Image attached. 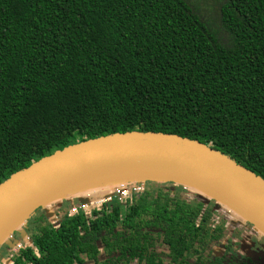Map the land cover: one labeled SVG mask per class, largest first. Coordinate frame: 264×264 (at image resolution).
Listing matches in <instances>:
<instances>
[{"label": "trees", "instance_id": "1", "mask_svg": "<svg viewBox=\"0 0 264 264\" xmlns=\"http://www.w3.org/2000/svg\"><path fill=\"white\" fill-rule=\"evenodd\" d=\"M131 132L196 141L264 179V0H0V186ZM144 184L124 206L31 212L0 264H264L217 198Z\"/></svg>", "mask_w": 264, "mask_h": 264}, {"label": "water", "instance_id": "2", "mask_svg": "<svg viewBox=\"0 0 264 264\" xmlns=\"http://www.w3.org/2000/svg\"><path fill=\"white\" fill-rule=\"evenodd\" d=\"M138 166L176 167L205 176L264 217L262 177L196 141L166 134L131 132L88 140L41 159L14 175L0 186V224L40 196L54 192L42 205L50 198L69 194V190L82 184L102 182L104 179H95V175L103 171ZM147 180L152 179L126 177L120 183H145ZM67 184L72 186L57 191ZM40 205L26 211L22 218L28 219Z\"/></svg>", "mask_w": 264, "mask_h": 264}, {"label": "bare ground", "instance_id": "3", "mask_svg": "<svg viewBox=\"0 0 264 264\" xmlns=\"http://www.w3.org/2000/svg\"><path fill=\"white\" fill-rule=\"evenodd\" d=\"M95 177H96L95 179L99 177L103 178L104 179L103 181L107 180V181H116V182L126 177H132L139 180L152 179L156 181L175 182L180 186H186L193 191L199 192L203 196L217 198L223 205L227 207H231L235 211L240 212L244 217H246L249 221L254 223L257 226V228L264 233V217H262L254 209H252L248 204L240 200L234 194H232L231 192H229L228 190H226L216 182L212 181L211 179H208L205 176H202L200 174L185 169L176 168V167L138 166V167L117 169L115 171L114 170L103 171L95 175ZM71 186L72 185L67 184L61 187L60 189H58L57 191L68 189ZM53 193L54 192L38 197L34 201L27 203L21 209H19L14 214H12L9 218H7L4 222H2V224H0V235L3 234V232H4L3 235L8 233L10 229H8L7 231H5V229L9 225H12L15 221L20 219V221L16 223V225H20V223L22 224L23 221L25 220L24 218H22L24 217L25 212L40 205L42 202L48 199L50 195H52ZM2 236H0V238Z\"/></svg>", "mask_w": 264, "mask_h": 264}, {"label": "rangeland", "instance_id": "4", "mask_svg": "<svg viewBox=\"0 0 264 264\" xmlns=\"http://www.w3.org/2000/svg\"><path fill=\"white\" fill-rule=\"evenodd\" d=\"M102 182H103V180H102ZM102 182L101 181H99V182L91 181L87 184L85 183V185L82 184L81 186H78L76 188H72L71 190L68 191V193H69L68 195L67 194H60V197L55 196L56 198H54V199L50 198L51 200H48L45 204L40 205L39 208H43L47 212L49 219L51 221L53 220L54 222H56L55 220H57V219L55 218L54 213H55L58 206L61 207L62 205H64L65 202H69L71 204V207L78 206L79 200L81 198H83L84 195H88L89 193H95L97 190H100V189L104 191V189H106L108 187H111L110 189H112L113 188L112 186H115L116 184H120V180L117 181L119 183H117L116 181H107V180L105 182H103L105 184H103ZM114 182H116V184ZM181 187H183V189L185 188L186 193L187 192L199 193V192L191 190L190 188H188L186 186H181ZM95 195H100V194H95ZM204 198L210 199V198H207V196H205ZM205 201H207V200H205ZM216 209H217V211L219 210L218 216L223 217V223L226 225V227L230 231H235L238 229L243 231L242 242H241V244H242L241 253L245 256H253L254 254H256L259 257H264V255H263L264 252L262 253V250L259 251L258 249L253 248L254 247V237H258V238L263 237L261 240V242H263L264 233L261 230H259L255 224H254V228H251L248 225V223H252L251 221H249L246 217H244L240 212L235 211L231 207H227V206L223 205L220 201L217 204ZM19 221L20 220H17L16 223H18ZM16 223H14L15 225L13 227L10 226L9 228H6V229H10V231H8V233H6L7 236L3 235L4 232H3V234L0 235V236L3 235L0 238V243L1 242L3 243L7 238H9V236L14 235V232L20 231L21 229H23V227L26 228L27 223H28L27 218L22 225H21V223H20V225H16ZM245 225H247V226L245 227ZM26 243H28V241H26ZM8 245L10 248L13 246L11 243H9ZM218 253H220V250H217V254ZM4 264H11V262L7 261Z\"/></svg>", "mask_w": 264, "mask_h": 264}, {"label": "built area", "instance_id": "5", "mask_svg": "<svg viewBox=\"0 0 264 264\" xmlns=\"http://www.w3.org/2000/svg\"><path fill=\"white\" fill-rule=\"evenodd\" d=\"M112 187V189H110L111 187L104 189L105 192L103 190H101L102 192L97 190L95 193L84 195V197L79 200L78 206L71 207V213L76 214L80 210L87 213L90 212L93 207L100 209L104 205H112L114 202L124 206L127 200L131 199L132 196L144 191L145 184L140 182H123ZM9 238H12V235L9 236ZM22 247L23 245L19 243L17 245H13L11 248L13 252H17Z\"/></svg>", "mask_w": 264, "mask_h": 264}]
</instances>
